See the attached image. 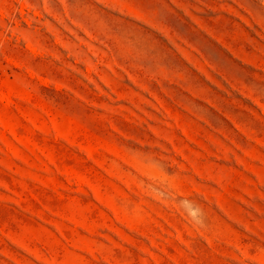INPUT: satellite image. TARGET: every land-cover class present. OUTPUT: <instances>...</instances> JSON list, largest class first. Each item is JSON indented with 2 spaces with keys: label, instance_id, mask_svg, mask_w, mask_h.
Wrapping results in <instances>:
<instances>
[{
  "label": "rangeland",
  "instance_id": "1",
  "mask_svg": "<svg viewBox=\"0 0 264 264\" xmlns=\"http://www.w3.org/2000/svg\"><path fill=\"white\" fill-rule=\"evenodd\" d=\"M0 264H264V0H0Z\"/></svg>",
  "mask_w": 264,
  "mask_h": 264
}]
</instances>
